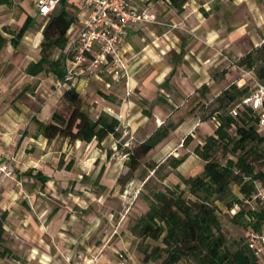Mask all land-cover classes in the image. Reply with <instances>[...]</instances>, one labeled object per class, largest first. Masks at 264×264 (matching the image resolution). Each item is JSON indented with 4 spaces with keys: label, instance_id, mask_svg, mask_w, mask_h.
Returning a JSON list of instances; mask_svg holds the SVG:
<instances>
[{
    "label": "rangeland",
    "instance_id": "rangeland-1",
    "mask_svg": "<svg viewBox=\"0 0 264 264\" xmlns=\"http://www.w3.org/2000/svg\"><path fill=\"white\" fill-rule=\"evenodd\" d=\"M20 1L22 2V0H11V6H7L3 10L0 9V17L10 24L7 26L9 30L17 31L23 22L21 21L22 13H24V18L29 14L18 7L17 3ZM150 1L155 3L158 0ZM260 2L264 3V0H245L243 3L238 0H186L182 11L189 10L188 23L179 19L178 13L180 12L174 8L166 20L159 18L165 23H171L169 19H174L179 25L173 30L159 25H155L158 28L151 27L152 29L158 33L171 31L177 35V40H183V46L191 44L190 47L196 50L195 46L201 44L202 41L198 33H189V27L192 25L200 27V24L203 26L202 22H205L204 19L209 17V21L205 25L221 29L217 35L220 43L214 44L212 47L204 45V48L207 49L201 50L202 56L211 58L209 63H204L206 65L203 67L199 62L202 56H199L200 59L197 61L195 55L192 54L189 55V63L183 66L178 60L172 62L168 59V63L174 68L168 79L158 88L150 80L142 83L141 90L146 93L147 101H140L139 98L133 97L142 108L141 116L145 117L143 110H147L151 112L150 117L146 116L145 121H141L142 117L139 116L138 110L130 118L132 127L124 128L121 124L123 117L118 114L116 116L120 120L119 138L108 136L99 145L93 141L91 146L83 145V148L70 149L71 155L77 153L80 158H83V155H88L90 160L102 155V161L97 162L96 169L83 177L84 191L87 193L75 190L72 180L67 181L66 178L64 180L67 182V186L64 189L56 182L50 190L39 186L38 191L41 192V195L38 197L48 201L56 210L62 208V215L66 218L74 216L80 222L79 229H83L84 233L88 232L87 243L97 247L102 244L107 246V248L103 247L102 254L104 256L107 255L111 259L115 250H123L130 256L131 264H162L163 256L157 258L156 254L159 251L153 252L154 248L159 246V242L133 235L131 227L137 218L148 209L145 196L151 194L152 191L164 190L166 187L179 184L185 190V196H188L187 187L182 185L179 176L193 177L202 172L204 163L193 153V149L215 129L212 120L207 119L201 122L202 118L209 114L213 99L230 84L248 86L250 91L253 89L255 81H257L254 72L238 66L237 62L249 51L264 43V16L259 8L253 10V5L255 3L258 5ZM29 8L34 13L32 14L35 21L33 28L29 31H40L45 20H41L36 15L32 6ZM213 11L215 14L210 16ZM74 28L75 25L72 26L70 34L74 32ZM193 54H195L194 51ZM33 55L36 54L33 52ZM148 67H146L147 73L151 72V68H154L153 65H148ZM188 75L203 77L201 85L206 84L208 92L202 96L197 91L201 85L189 92L185 91L183 93L185 95L179 93L178 89L170 90L172 77L180 79L178 82L173 81V84L179 88L178 84H181ZM99 77L109 83L110 87L106 88L103 82L93 79L92 82L89 81L88 90L82 94L83 108L92 117L100 112L96 108L97 104L94 100L102 98L101 94L106 93L107 96H110L113 99L111 105L115 108L121 105L123 99L132 96L126 95L124 80L115 82L105 72L101 73ZM32 91L31 93H34V89ZM49 93V88L43 89L41 94L43 99H40L39 106L44 100H47ZM21 96L17 94L14 101ZM49 111L50 105L43 107L40 114L42 121H46L50 117ZM59 113L65 115L61 111ZM133 123H139V126L136 127L137 125H133ZM161 125L171 126L174 129L155 148L140 158L139 166L134 172L127 173L128 168L125 166L128 161L127 152L136 148ZM185 137L190 139L184 142ZM57 142L54 145L55 148H57ZM217 156L220 158L219 155ZM182 157L185 158L183 163L177 168H172L173 160ZM102 162L104 163L103 169L97 177V171ZM232 192L234 198L240 196L235 185H232ZM215 205L218 207L226 245L233 248L235 243H243L245 240L243 226L231 222V213L226 210L224 204L215 202ZM94 255L89 256L93 263L98 253ZM147 255H149L148 261L143 262ZM79 256L80 254L76 255L77 261ZM82 258L85 257L82 256ZM0 264L18 263L11 258H3L0 259ZM177 264L191 263L181 261Z\"/></svg>",
    "mask_w": 264,
    "mask_h": 264
},
{
    "label": "trees",
    "instance_id": "trees-1",
    "mask_svg": "<svg viewBox=\"0 0 264 264\" xmlns=\"http://www.w3.org/2000/svg\"><path fill=\"white\" fill-rule=\"evenodd\" d=\"M168 1L177 12L182 11L186 2ZM67 4V0H62L57 11L43 17L45 22L41 26L39 57L27 64L24 70L27 75L45 73L64 81L69 30L77 23L79 13L78 4L73 2L71 10L67 9ZM34 22V17L27 15L21 27L11 31L10 43L14 47L33 28ZM237 65L252 70L257 81L264 84V43L241 57ZM172 73L173 70L170 75ZM64 84L61 88L62 99L70 106L69 114L62 115L55 111L46 122L33 118L38 135L48 142L54 139L70 143L96 141L98 145L108 136L119 138L120 121L115 116L101 111L92 117L84 110L83 96L76 90L75 84ZM22 91L19 95L25 89ZM197 91L203 96L208 92V87L202 84ZM251 91L248 86L230 84L213 99L209 114L201 122L210 119L215 122V129L193 149V153L204 163L202 172L193 177L179 176L182 185L187 187L188 196H185V190L179 184L164 190H154L145 196L148 209L137 218L131 232L137 237L159 242L153 252L159 251L157 258L163 256L162 264H177L181 261L191 264H260L246 244L249 233L264 231V204L260 203L257 196L259 191H264V130L257 124V112L242 103ZM101 97L108 103L113 101L106 93L101 94ZM143 113L147 117L151 116L150 111L143 110ZM173 129L161 125L136 148L128 151L125 164L127 173L134 172L140 158L163 141ZM189 139L185 137L183 141ZM184 159L173 160L171 167L177 168ZM71 163L66 169L70 168ZM34 176L42 184L47 182L48 178L40 171ZM232 185L237 186L239 197H233ZM215 202L224 204L231 213L232 223L243 226V243H235L233 248L226 245ZM4 219L5 213H1L0 259H15L4 244ZM148 257L145 256L143 262H147Z\"/></svg>",
    "mask_w": 264,
    "mask_h": 264
},
{
    "label": "crops",
    "instance_id": "crops-1",
    "mask_svg": "<svg viewBox=\"0 0 264 264\" xmlns=\"http://www.w3.org/2000/svg\"><path fill=\"white\" fill-rule=\"evenodd\" d=\"M130 1L134 6L153 9L158 18L165 20L173 11L172 7L164 6L163 0H158L155 3L150 0ZM238 1L243 3L245 0ZM73 2L79 6L78 0H67L68 10H71ZM261 3L258 5L255 3L253 10L259 8L262 16H264V3ZM17 5L25 12L27 11L29 16H33L34 13L29 8V6L33 7L30 0H22ZM7 6H11V0H0L1 10ZM58 8L59 6L56 11ZM214 14L213 11L210 16ZM23 15L24 13H22L21 21H24L27 16L25 15L24 18ZM178 15L182 22L188 23L189 10H183ZM40 19L42 20L43 17ZM204 20L203 26L200 24V27L194 25L189 27V33H198L203 43L195 46L197 47L196 50L190 47L191 44L183 46V40H177V35L171 31L158 33L151 28H158V26L129 27L124 51L130 58L128 83L130 87L134 88L132 96L123 99L121 105L116 108L104 99L98 98L94 100L97 104L96 108L100 112L111 109L115 115L120 114L123 117L121 124L124 128L132 127L130 118L138 110L139 116H141L140 111L142 112V108L139 107L133 97L139 98L140 101H147L146 93L141 90L142 83L150 80L158 88L161 83L168 79L170 72L174 69L168 63V59L172 62L178 60L182 66L187 65L190 54L195 55L196 60L199 61V56L203 54L201 50L207 49L204 48V45L212 47V45L220 43L217 35L221 29L218 30L211 25H205L208 23L209 17ZM169 22L177 23L174 19H169ZM7 26H10L9 22L0 17V155L4 160L10 158L14 160V177L0 185V214L5 213L6 242L4 244L12 251L15 256L13 260L18 264H75L77 262L76 255L80 254L89 259V256L97 253L93 264H114L116 254L123 250H115L111 259L107 255L104 256L102 254L103 247L107 248V246L102 244L97 247L87 243L88 232L84 233L83 229H79L80 222L74 216L66 218L62 215V208L56 210L48 201L38 197L41 195V192L38 191L39 186L50 190L56 182L58 186L64 189L67 186L65 178L67 181L72 180L75 190L87 193L84 191L83 177L96 169L97 162L102 161V155L90 160L88 155H83V158H80L77 153L70 154V149L83 148V145L91 146L93 141L90 143L81 141L70 143L67 140L54 139L48 142L43 136L37 134V125L33 118L42 121L40 114L44 106L50 105L49 116L55 111H61L68 115L70 106L62 99V90L55 88L56 79L54 76L43 73L37 76H29L24 71L29 62L36 61L39 57L38 49L42 41L41 29L36 32L27 31L19 40L18 45L14 47L10 43L11 31L13 30H9ZM78 28L79 24L76 23L72 34H70L71 29L69 30L70 38L76 34ZM33 52L36 55H33ZM210 60L211 58L203 55L199 62L204 67ZM148 65L154 67L149 73L146 71ZM172 78L170 90L178 89L177 91L182 95H185L183 94L185 91L189 92L203 83V77L188 75V77H184L185 79L182 80L181 84H178L180 86L177 88L173 81L178 82L180 79ZM93 79L103 82L106 88L110 87V84L103 81L101 77L90 75L75 83L76 90L81 94L85 93L88 90L89 81L92 82ZM45 88H49L50 93L47 94V100H44L39 106L40 99H43L41 94ZM23 89H25L24 94L14 101L16 95ZM33 89L34 93H31ZM156 107L159 109L158 105ZM157 118L159 119L158 116ZM49 119L50 117L46 121ZM145 119L146 116L142 117L141 121H145ZM133 125L138 127L139 123H133ZM56 141H58L57 148L54 147ZM70 162H72L70 168L66 169ZM103 164L102 162L97 171V177L102 172ZM37 171L48 178L46 183L42 184L37 180L34 176ZM82 224H84L83 221Z\"/></svg>",
    "mask_w": 264,
    "mask_h": 264
},
{
    "label": "built area",
    "instance_id": "built-area-1",
    "mask_svg": "<svg viewBox=\"0 0 264 264\" xmlns=\"http://www.w3.org/2000/svg\"><path fill=\"white\" fill-rule=\"evenodd\" d=\"M36 15L47 17L54 13L62 0H30ZM79 28L70 38L65 52L66 72L64 81L56 80L55 88L60 90L64 82L75 84L82 78L99 76L105 72L115 82L124 80L126 95L133 93L130 87V58L124 51L127 30L131 26L147 28L150 25L176 29L179 24L160 21L157 13L148 7H138L130 0H78ZM170 7L169 1H163ZM250 106L258 114V126L264 130V84L255 81L250 95L242 102ZM112 116L118 117L111 109L106 110ZM13 158L2 159L0 155V185L14 177ZM261 204H264V191L257 194ZM248 249L264 264V231L251 232L246 241ZM75 264H93L90 259L82 258ZM130 256L125 251H119L114 264H130Z\"/></svg>",
    "mask_w": 264,
    "mask_h": 264
}]
</instances>
